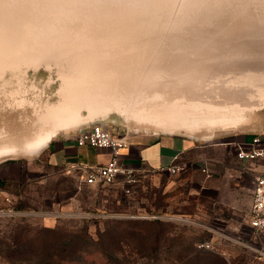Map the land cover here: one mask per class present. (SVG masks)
<instances>
[{
  "label": "rangeland",
  "instance_id": "1",
  "mask_svg": "<svg viewBox=\"0 0 264 264\" xmlns=\"http://www.w3.org/2000/svg\"><path fill=\"white\" fill-rule=\"evenodd\" d=\"M179 30L202 37L201 67L183 55L184 70L198 72L200 82L164 95L163 46ZM214 44L252 55L242 64H210ZM237 94L257 99L244 102ZM261 107L264 0H0V146L18 148L0 168L31 160L28 143L86 120L107 118L103 126L120 138L209 136L233 122L250 123ZM172 185L142 177L126 194L72 174L48 175L37 165L19 184L0 187V251L27 230L35 244L68 238V257L77 262L85 252V264H264L242 231L213 221L211 204L199 211L186 203L183 186ZM202 242L212 248L199 249ZM0 264L25 263L0 257Z\"/></svg>",
  "mask_w": 264,
  "mask_h": 264
},
{
  "label": "crops",
  "instance_id": "2",
  "mask_svg": "<svg viewBox=\"0 0 264 264\" xmlns=\"http://www.w3.org/2000/svg\"><path fill=\"white\" fill-rule=\"evenodd\" d=\"M84 125L56 136L31 160L3 162L0 180L19 184L21 174L39 165L48 175L72 174L84 182L82 167L105 165L112 156L109 149L77 144L76 136ZM256 136L264 142V110L257 113L250 125L209 137L185 133L124 134L120 160L125 167L140 172L141 177L163 182L168 178L172 186H183L186 203L199 211L203 205L211 204L215 212L213 221L242 231L245 244L258 256L264 254V233L256 231L251 221L256 179L264 175V158L247 162L237 158L238 148H247ZM171 164L184 165L185 170L174 176L161 171ZM121 183L116 186L122 188ZM205 219L211 220L208 216Z\"/></svg>",
  "mask_w": 264,
  "mask_h": 264
},
{
  "label": "built area",
  "instance_id": "3",
  "mask_svg": "<svg viewBox=\"0 0 264 264\" xmlns=\"http://www.w3.org/2000/svg\"><path fill=\"white\" fill-rule=\"evenodd\" d=\"M76 141L79 146L90 145L96 148L109 149L110 161L99 167H82L85 172L84 183L87 185L113 186L122 182V190L131 194L138 185L141 173L125 167L120 160V150L125 145L122 138L116 136L112 131L101 124L92 125L88 130L77 134ZM237 158L241 161H255L264 158V142L261 137L253 138L247 148L239 147ZM185 170L181 164H171L162 168V172L170 175H178ZM205 171V170H204ZM252 227L264 233V175L256 179L254 203L252 207ZM199 249H211L210 242H202L197 246Z\"/></svg>",
  "mask_w": 264,
  "mask_h": 264
},
{
  "label": "water",
  "instance_id": "4",
  "mask_svg": "<svg viewBox=\"0 0 264 264\" xmlns=\"http://www.w3.org/2000/svg\"><path fill=\"white\" fill-rule=\"evenodd\" d=\"M188 31H178L177 33H173V35H169L166 36L169 39L167 40V44L165 46H163V48L167 49L168 53L164 54L162 61L165 63V65L169 68L163 70V75L166 73L167 76V88L166 86H164V95H166V91L167 93H169L170 90L169 87H175L177 86L178 91H186V86L187 84L191 86L194 85V80H200V74L198 72H191V71H186L184 69H186L188 66L186 64L187 62V58H185L183 55H188V59L189 58H195L194 62H192V66H198L201 67L202 63H203V59H202V53H201V35H185V33H187ZM211 37V36H209ZM224 37V36H222ZM196 43L198 45H196ZM213 50L216 49L217 52L213 53L209 63L210 64H215L216 62H221V61H227V60H233L234 62L239 60V63L242 64L243 61H248V59H245L246 55H252V54H245V57H243V52H241L240 50H237L238 48L236 47L235 49L237 50V52H233L234 50H232V47H223L221 45L218 44H214L212 45ZM222 48H227L231 51L229 52H220L218 50L222 49ZM187 49H189V53L187 54L186 51ZM196 49H198L199 51L196 52ZM226 49V50H227ZM229 53V54H228ZM197 55V58H196ZM183 56V57H182ZM249 61H251V59H249ZM174 63V64H173ZM241 64H239V66H242ZM183 66V67H182ZM254 68H256L258 65H256V63H254L253 65ZM171 67V68H170ZM182 67V68H181ZM172 72V73H171ZM200 82V81H199ZM169 95V94H167ZM234 97V96H233ZM238 97H240L241 99H245L243 100L244 102H251L253 101L252 98L257 99L256 96H251V94L249 95H244V94H237L235 96V98L238 99ZM252 97V98H251ZM234 98V99H235ZM165 101V99H163ZM249 100V101H248ZM264 107H261L259 109L256 110V114L254 115V117H256L257 113L259 111H263ZM238 121V120H236ZM253 121V119H252ZM251 121V122H252ZM250 122V123H251ZM86 125H84V127H82L78 133L84 132L86 130H88L92 125L95 124H101V125H106L107 124V118L106 119H91V120H86L85 122ZM83 123H79L78 126L74 127V128H69V129H65L64 131L66 132H72L75 131L77 128H79V126ZM250 123H244V124H239V122H233V124L231 125H226L223 126L222 129H219L220 131L217 132H222V131H226V130H230V129H239L241 127H244L245 125H250ZM217 132H212L209 136H211L214 133ZM174 133H181V132H174ZM172 133H166V134H174ZM186 134H191L193 135V133H186ZM195 134V133H194ZM207 136V137H209ZM55 137V136H54ZM53 137V138H54Z\"/></svg>",
  "mask_w": 264,
  "mask_h": 264
},
{
  "label": "trees",
  "instance_id": "5",
  "mask_svg": "<svg viewBox=\"0 0 264 264\" xmlns=\"http://www.w3.org/2000/svg\"><path fill=\"white\" fill-rule=\"evenodd\" d=\"M10 183L6 180H0V187ZM45 230L51 236L57 235L59 232L56 229L44 228ZM28 236L27 230L17 232L12 241L6 245V251H0V257L5 260L7 259L9 262L18 260L25 264H85L88 260V258H85V252L81 253L80 261L77 262L68 257V238L63 239L61 242L39 241L38 244H35L33 240H28ZM79 239V241L84 240V238Z\"/></svg>",
  "mask_w": 264,
  "mask_h": 264
},
{
  "label": "bare ground",
  "instance_id": "6",
  "mask_svg": "<svg viewBox=\"0 0 264 264\" xmlns=\"http://www.w3.org/2000/svg\"><path fill=\"white\" fill-rule=\"evenodd\" d=\"M229 54V53H228ZM174 64V63H173ZM239 73V72H238ZM236 74V73H235ZM241 75V74H240ZM232 76H233V74H232ZM237 76H239L238 74H237ZM244 76V75H243ZM246 77V76H245ZM239 78H240V76H239ZM243 78V77H242ZM246 79V78H245ZM240 80H241V78H240ZM248 81V80H247ZM247 87H249V86H247ZM252 87H254V86H252ZM248 89V88H247ZM213 106V105H212ZM212 106H211V108H212ZM223 106V105H222ZM225 106H227V105H225ZM232 106V105H231ZM235 105H233V107H232V109H234L235 107H234ZM219 107V106H218ZM244 107V106H243ZM243 107H242V109H243ZM239 108V107H238ZM248 108V107H247ZM212 109H214V108H212ZM229 109H231V108H229ZM229 109L227 110V112H229ZM237 109V108H236ZM240 110H241V107L239 108ZM210 110V109H209ZM223 110H225V109H223ZM235 110V109H234ZM217 111V110H216ZM215 111V112H216ZM219 111H221V109L219 110ZM215 112H213V113H215ZM225 111H223V113H224ZM226 112V113H227ZM238 112V111H237ZM220 113H222V111L220 112ZM219 113V114H220ZM229 113H231V112H229ZM62 115V114H61ZM221 115V114H220ZM192 124V123H191ZM158 126V125H157ZM163 126V125H162ZM164 126H165V124H164ZM161 127V126H160ZM161 128H163V127H161ZM59 129V128H58ZM64 129H67V128H64ZM164 129V128H163ZM162 129V130H163ZM169 129V128H168ZM167 129V130H168ZM174 130H176L175 128H173ZM172 128L170 129V130H173ZM157 130H159V129H157ZM52 131V130H51ZM59 131V130H58ZM161 132V131H160ZM45 133V132H44ZM56 133H57V130L56 131H53V132H51V133H49V134H47L45 137H40V138H37L34 142H31V143H28L27 145H26V147H25V153H28V155L29 156H34V155H37L38 153H40L49 143H50V141L53 139V137L56 135ZM169 133V132H168ZM18 153V148L16 147V146H14V145H8V144H5V145H3L2 144V146H0V159L1 158H4V157H9V156H13V155H16ZM22 153V152H21Z\"/></svg>",
  "mask_w": 264,
  "mask_h": 264
}]
</instances>
